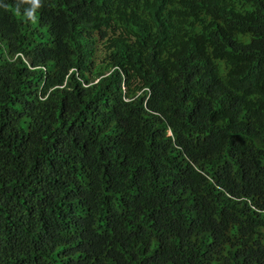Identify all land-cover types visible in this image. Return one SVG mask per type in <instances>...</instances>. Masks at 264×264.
Returning <instances> with one entry per match:
<instances>
[{
  "label": "trees",
  "instance_id": "trees-1",
  "mask_svg": "<svg viewBox=\"0 0 264 264\" xmlns=\"http://www.w3.org/2000/svg\"><path fill=\"white\" fill-rule=\"evenodd\" d=\"M0 264H264V0H0Z\"/></svg>",
  "mask_w": 264,
  "mask_h": 264
}]
</instances>
